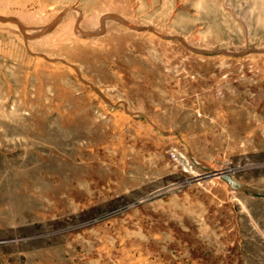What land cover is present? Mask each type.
Listing matches in <instances>:
<instances>
[{"label":"rangeland","instance_id":"obj_1","mask_svg":"<svg viewBox=\"0 0 264 264\" xmlns=\"http://www.w3.org/2000/svg\"><path fill=\"white\" fill-rule=\"evenodd\" d=\"M0 264H264V0H0Z\"/></svg>","mask_w":264,"mask_h":264},{"label":"water","instance_id":"obj_2","mask_svg":"<svg viewBox=\"0 0 264 264\" xmlns=\"http://www.w3.org/2000/svg\"><path fill=\"white\" fill-rule=\"evenodd\" d=\"M221 177L224 181H226L231 186L232 189H234V190H238V189L245 190V188L239 182L234 180L230 174H224Z\"/></svg>","mask_w":264,"mask_h":264},{"label":"bare ground","instance_id":"obj_3","mask_svg":"<svg viewBox=\"0 0 264 264\" xmlns=\"http://www.w3.org/2000/svg\"><path fill=\"white\" fill-rule=\"evenodd\" d=\"M17 25V24H16ZM19 28V27H18Z\"/></svg>","mask_w":264,"mask_h":264}]
</instances>
